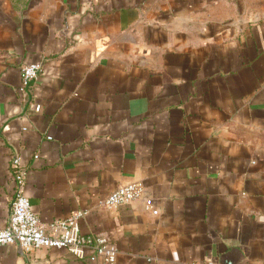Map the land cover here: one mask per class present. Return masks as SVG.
Returning a JSON list of instances; mask_svg holds the SVG:
<instances>
[{
	"label": "crops",
	"instance_id": "crops-1",
	"mask_svg": "<svg viewBox=\"0 0 264 264\" xmlns=\"http://www.w3.org/2000/svg\"><path fill=\"white\" fill-rule=\"evenodd\" d=\"M14 156L40 221L80 212L112 264H264V0H0V229ZM91 254L0 264H107Z\"/></svg>",
	"mask_w": 264,
	"mask_h": 264
},
{
	"label": "built area",
	"instance_id": "built-area-1",
	"mask_svg": "<svg viewBox=\"0 0 264 264\" xmlns=\"http://www.w3.org/2000/svg\"><path fill=\"white\" fill-rule=\"evenodd\" d=\"M42 70L40 62L24 64L21 68L22 88L34 82ZM39 105L34 110L39 111ZM10 175L13 181V198L10 204L7 225L0 229V249L5 245L15 244L22 252H31L38 248H65L77 258H84L85 249L90 248L89 259L94 262L112 264L115 262L118 249L105 238L93 242L82 236L79 230L80 212L65 220H54L43 223L32 211L29 200L24 193L27 170L19 156H14L10 163ZM141 183H131L111 191L103 201L106 207L129 204L142 197ZM146 205L157 213L149 199Z\"/></svg>",
	"mask_w": 264,
	"mask_h": 264
}]
</instances>
